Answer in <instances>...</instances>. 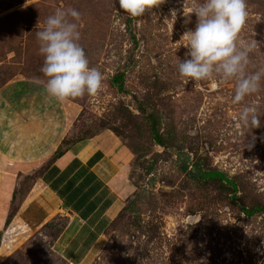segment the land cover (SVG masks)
Returning a JSON list of instances; mask_svg holds the SVG:
<instances>
[{"label": "rangeland", "instance_id": "rangeland-1", "mask_svg": "<svg viewBox=\"0 0 264 264\" xmlns=\"http://www.w3.org/2000/svg\"><path fill=\"white\" fill-rule=\"evenodd\" d=\"M196 3L155 0L142 16L130 17L118 0H0V130L23 136L61 127L59 149L109 134L130 152L122 207L84 264H264V213L243 211L264 206V78L257 92L233 104L235 79L179 75L180 61L190 58L183 36L195 30L189 10ZM69 8L81 14L78 43L104 79L95 96L60 101L45 91L36 33L49 15ZM246 9L237 43L256 42L245 69L251 74L264 69V0H246ZM121 73L123 90L113 82ZM246 106L255 108L259 127L239 120ZM9 132L2 145L11 141ZM15 154L0 146V164L16 166L12 193L18 189L20 208L55 155L29 163ZM214 170L226 173L236 192L201 177ZM48 201L41 227L6 237L0 264H77L54 248L66 217Z\"/></svg>", "mask_w": 264, "mask_h": 264}, {"label": "crops", "instance_id": "crops-1", "mask_svg": "<svg viewBox=\"0 0 264 264\" xmlns=\"http://www.w3.org/2000/svg\"><path fill=\"white\" fill-rule=\"evenodd\" d=\"M30 131L34 130L29 129L27 134L19 136L0 130V139L3 133L4 136L8 132L11 134V141L2 145L3 139L0 146L16 153L14 156L18 158L21 155L27 157L29 163H37L54 156L66 135L61 127L41 131L40 134ZM129 158L127 148L109 134L72 142L62 155L48 163L7 227L9 204L14 183H17L10 169L16 166L10 164L13 167H8L1 163L4 179L0 184V231H3L0 245L8 235L14 239V233H27L34 227H41L47 219L36 224L49 215L52 204L48 199H51L58 206V212L66 217L65 226L55 237L54 248L59 249L68 261L84 264L97 249L107 227L122 207L124 175L127 172L124 161ZM19 219L24 221L21 227Z\"/></svg>", "mask_w": 264, "mask_h": 264}, {"label": "clouds", "instance_id": "clouds-1", "mask_svg": "<svg viewBox=\"0 0 264 264\" xmlns=\"http://www.w3.org/2000/svg\"><path fill=\"white\" fill-rule=\"evenodd\" d=\"M130 17H140L155 0H118ZM197 17L195 30L183 39L189 51L178 65L181 77L203 81L218 76L221 80L235 79L233 104L257 92L264 78V69L246 74L248 55L256 46L253 41L238 47L237 39L247 18L246 0H197L189 10ZM80 12L74 8L57 9L49 15L44 27L37 31L39 52L44 57L40 71L47 78L45 91L50 97L67 98L95 96L102 87L103 74L89 66L83 47L78 43ZM69 17L73 22L69 21ZM216 88L217 84L212 83ZM243 125L260 126L259 115L253 107H244L239 114Z\"/></svg>", "mask_w": 264, "mask_h": 264}, {"label": "trees", "instance_id": "trees-1", "mask_svg": "<svg viewBox=\"0 0 264 264\" xmlns=\"http://www.w3.org/2000/svg\"><path fill=\"white\" fill-rule=\"evenodd\" d=\"M123 81H124V75H123V73H121L119 75H116L113 78V82L114 83H118V87L121 90H123ZM155 138H156V140L160 144L163 142L162 139H161V137L159 136V134H156L155 133ZM65 150H66V148H63V147L60 148V149H58L55 152V157L62 155ZM198 174H199V171H198ZM201 177H203V178H212V179L215 178V179H218L221 182V185L222 186H228V184L229 185H232L233 188H234V191L236 192V184H235V182L232 179H230L226 175V173H224L223 171H218V170L205 171V172L201 173ZM17 190L18 189H15V191L12 194L11 206H10L9 214L7 215L6 223H5L6 224V227L10 224V222L12 221V219L14 218V216L16 215V213H17V211L19 209V206L16 205V194H17L16 192H17ZM257 210H260V211H262L264 213V206L261 205V204H257V205H255L254 207H252L250 209H247V208L243 207V211L246 212L247 215H252ZM52 224H53V222L52 221H49L48 223H46V225L44 227L52 226ZM62 229H63V227H62ZM2 236H3V231H0V243H1V240H2Z\"/></svg>", "mask_w": 264, "mask_h": 264}]
</instances>
